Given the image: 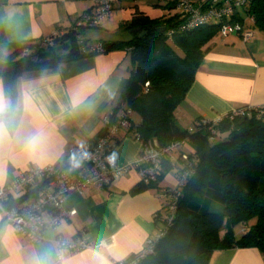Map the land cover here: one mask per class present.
<instances>
[{
	"label": "crops",
	"instance_id": "1",
	"mask_svg": "<svg viewBox=\"0 0 264 264\" xmlns=\"http://www.w3.org/2000/svg\"><path fill=\"white\" fill-rule=\"evenodd\" d=\"M94 5V0H0V55L22 54L26 42L40 40L59 26H71ZM139 12L152 18L174 17V23L180 15L172 0H119L100 25L84 28L83 37L103 43L130 40L135 31L127 23ZM57 43L64 51L63 43ZM204 48L195 79L176 109L177 120L185 128L200 118L216 120L236 109L264 104L263 30L256 28L255 38L249 41L236 33L217 35ZM132 69L131 49L126 45L60 61L52 68L25 69L17 78L12 108L0 75V93L8 104L0 114V186L29 168L50 164L77 174L79 169L70 164L71 150L92 143L104 126V116L114 112ZM134 118L139 120L138 114ZM125 132L121 131V140L108 158L130 163L137 159L143 142ZM184 152H193L188 143L166 161L164 173L153 186L138 187L140 175L133 168L104 188L90 186L71 193L64 206L76 209V214L56 228L46 227L43 238L35 242L27 240L0 212V264H112L141 252L160 228L157 213L164 207L158 187L175 184L173 176L185 163ZM54 188L49 180L40 179L34 188L15 192L4 201L26 204ZM50 215L45 213L47 218ZM225 233V228L220 231L221 238ZM243 233L241 224L235 235ZM57 236L105 244L61 260ZM208 264H264V253L256 246H231L213 251Z\"/></svg>",
	"mask_w": 264,
	"mask_h": 264
},
{
	"label": "trees",
	"instance_id": "2",
	"mask_svg": "<svg viewBox=\"0 0 264 264\" xmlns=\"http://www.w3.org/2000/svg\"><path fill=\"white\" fill-rule=\"evenodd\" d=\"M250 13L256 19V28L264 31V0H251ZM173 20L139 12L127 23L135 31L130 40L103 43L105 51L112 45L129 46L133 63L132 75L118 96L111 120L119 117L118 110L124 105L131 110L129 125L123 128L125 135L161 144L186 138L198 156L197 172L183 188L173 224L157 241L155 252L140 264H208L213 251L231 246H256L264 253V114L258 116L254 110L251 116L224 117L215 129L229 134L218 141L210 138L208 129L189 134L187 127L179 124L176 109L195 79L205 45L219 35L220 24L211 22L169 34V26L179 21ZM163 27L166 29L160 30ZM68 39L60 40L65 49L62 52L55 49L56 45L38 49V60L23 53L0 55V75L11 108L17 97V78L23 70L52 68L60 61L92 55L82 51L73 36ZM105 129L103 126L92 143ZM120 134L114 144L121 140ZM70 164L80 167L72 158ZM215 203L222 204V209H213ZM239 223L248 231L237 237L234 228ZM224 228L226 233L221 238Z\"/></svg>",
	"mask_w": 264,
	"mask_h": 264
},
{
	"label": "built area",
	"instance_id": "3",
	"mask_svg": "<svg viewBox=\"0 0 264 264\" xmlns=\"http://www.w3.org/2000/svg\"><path fill=\"white\" fill-rule=\"evenodd\" d=\"M92 9L82 14L71 26H59L51 34L40 40L26 42L23 45V54L32 56L34 60L40 57L37 50L43 47L55 46L56 40L68 39L71 35L76 40L81 50L91 54L105 51L103 42H88L83 37V30L88 26H98L107 17L111 16L119 0H94ZM179 10V21L174 26H169L168 33L188 31L203 24L217 22L220 24L219 35L226 37L230 34H240L244 41L253 40L256 35V19L250 13L251 0H172ZM149 83H146L148 85ZM256 110L258 116L264 114V104L260 106H245L236 109L231 114L220 116L216 120L200 118L197 122L187 127L188 133L200 130H210V138H214L215 126L224 117L231 118L247 114L252 115ZM131 110L121 106L119 117L112 121L110 114L103 118L105 131L95 143H85L75 146L70 156L79 162L77 174L68 168L56 164L45 167H34L22 172L12 182L0 186V212L13 223L15 228L31 242L41 240L46 227L56 228L63 220L72 217L77 210L67 209L64 206L66 198L73 192H83L90 186L104 188L118 180L131 169H137L141 182L157 184L165 171L167 160L175 158L176 154L186 146L187 139H177L168 144H161L157 140L143 142L140 153L134 162H124L114 158L109 159L108 154L114 145V138L123 128L129 125L128 115ZM184 165L177 174L176 186L158 187V195L163 200L164 211L157 213V219L162 226L159 231L147 241L144 249L126 260L113 261L112 264H140L148 255L156 250L159 238L165 234L177 215L180 201L183 197V188L191 176L197 172L198 156L196 153H182ZM40 179L49 180L55 185L53 190L26 204L7 205L5 199L18 191L34 188ZM50 212V217L45 216ZM242 231L247 232L248 227L242 226ZM59 259H65L71 254L86 248H98L105 244L101 242H88L83 239H69L57 236L55 239Z\"/></svg>",
	"mask_w": 264,
	"mask_h": 264
},
{
	"label": "rangeland",
	"instance_id": "4",
	"mask_svg": "<svg viewBox=\"0 0 264 264\" xmlns=\"http://www.w3.org/2000/svg\"><path fill=\"white\" fill-rule=\"evenodd\" d=\"M61 44L60 43H57V51H59V52H61L60 50H61V46H60ZM228 132H223V131H221V130H219V129H216V133H215V135H214V138H212V140H214V141H218V140H220V139H224V138H226L227 136H228ZM188 145L191 147V145L188 143ZM135 170H137V169H135ZM173 174L174 173H172V175H170V177L172 178V176H173ZM173 177H175L174 179L176 180V182H175V184L174 185H171V186H176L177 185V176H176V174H175V176H173ZM174 180V181H175ZM222 207H223V205L222 204H220V203H215V205H214V208L213 209H215V210H220V209H222ZM240 227H241V224L239 223V224H237L236 226H235V230H239L240 229Z\"/></svg>",
	"mask_w": 264,
	"mask_h": 264
},
{
	"label": "clouds",
	"instance_id": "5",
	"mask_svg": "<svg viewBox=\"0 0 264 264\" xmlns=\"http://www.w3.org/2000/svg\"><path fill=\"white\" fill-rule=\"evenodd\" d=\"M8 107L6 100L3 97V94L0 93V114L4 113Z\"/></svg>",
	"mask_w": 264,
	"mask_h": 264
},
{
	"label": "water",
	"instance_id": "6",
	"mask_svg": "<svg viewBox=\"0 0 264 264\" xmlns=\"http://www.w3.org/2000/svg\"><path fill=\"white\" fill-rule=\"evenodd\" d=\"M166 29V27H163L162 29H160V30H165ZM144 34V33H143ZM60 41V39L58 38L57 40H56V42H59Z\"/></svg>",
	"mask_w": 264,
	"mask_h": 264
}]
</instances>
